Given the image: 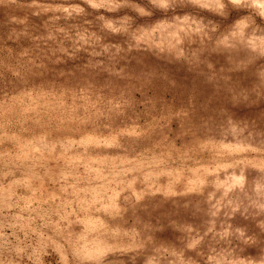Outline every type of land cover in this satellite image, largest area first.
Masks as SVG:
<instances>
[{"label":"rangeland","instance_id":"374dc122","mask_svg":"<svg viewBox=\"0 0 264 264\" xmlns=\"http://www.w3.org/2000/svg\"><path fill=\"white\" fill-rule=\"evenodd\" d=\"M3 186L0 264H264V0H0Z\"/></svg>","mask_w":264,"mask_h":264},{"label":"crops","instance_id":"0c3cea01","mask_svg":"<svg viewBox=\"0 0 264 264\" xmlns=\"http://www.w3.org/2000/svg\"><path fill=\"white\" fill-rule=\"evenodd\" d=\"M10 195L11 191L4 186L0 189V240L4 244L12 242L13 236L17 235L16 229L23 228V222L19 220H8L12 219L13 215L20 220L23 219L20 212L16 213L15 210H12ZM1 218L7 220H2Z\"/></svg>","mask_w":264,"mask_h":264}]
</instances>
